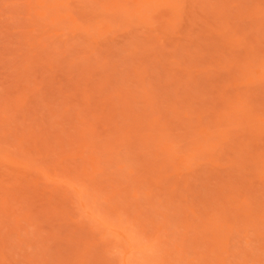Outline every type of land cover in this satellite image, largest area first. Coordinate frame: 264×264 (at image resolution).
Instances as JSON below:
<instances>
[{
  "label": "rangeland",
  "instance_id": "1",
  "mask_svg": "<svg viewBox=\"0 0 264 264\" xmlns=\"http://www.w3.org/2000/svg\"><path fill=\"white\" fill-rule=\"evenodd\" d=\"M0 264H264V0H0Z\"/></svg>",
  "mask_w": 264,
  "mask_h": 264
}]
</instances>
